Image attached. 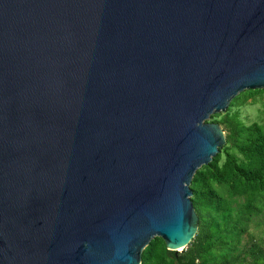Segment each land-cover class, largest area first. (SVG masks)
Listing matches in <instances>:
<instances>
[{
  "label": "water",
  "instance_id": "1",
  "mask_svg": "<svg viewBox=\"0 0 264 264\" xmlns=\"http://www.w3.org/2000/svg\"><path fill=\"white\" fill-rule=\"evenodd\" d=\"M262 88L264 0H0V264L180 252L206 119Z\"/></svg>",
  "mask_w": 264,
  "mask_h": 264
},
{
  "label": "trees",
  "instance_id": "2",
  "mask_svg": "<svg viewBox=\"0 0 264 264\" xmlns=\"http://www.w3.org/2000/svg\"><path fill=\"white\" fill-rule=\"evenodd\" d=\"M262 93L245 89L224 112L209 115L221 126L224 144L189 183L196 231L180 252L151 238L139 264H264V122L246 123L236 109Z\"/></svg>",
  "mask_w": 264,
  "mask_h": 264
},
{
  "label": "rangeland",
  "instance_id": "3",
  "mask_svg": "<svg viewBox=\"0 0 264 264\" xmlns=\"http://www.w3.org/2000/svg\"><path fill=\"white\" fill-rule=\"evenodd\" d=\"M239 117L246 123L252 121L264 122V93L248 98L245 102L236 106ZM209 121L208 119H206Z\"/></svg>",
  "mask_w": 264,
  "mask_h": 264
}]
</instances>
